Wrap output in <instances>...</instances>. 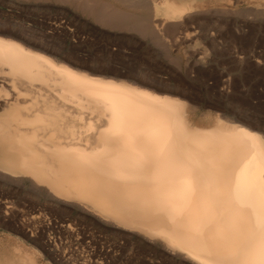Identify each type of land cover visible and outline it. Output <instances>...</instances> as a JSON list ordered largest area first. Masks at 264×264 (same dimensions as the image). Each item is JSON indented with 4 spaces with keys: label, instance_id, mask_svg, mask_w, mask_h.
<instances>
[{
    "label": "bare ground",
    "instance_id": "6f19581e",
    "mask_svg": "<svg viewBox=\"0 0 264 264\" xmlns=\"http://www.w3.org/2000/svg\"><path fill=\"white\" fill-rule=\"evenodd\" d=\"M57 1L142 37L180 23L196 3L151 0L163 18L149 21V0H111L115 8L104 0ZM4 26L2 180L27 184L32 196L136 236L173 261L264 264V131L257 123L221 115L203 123L177 91L70 65L17 37L18 26ZM8 253L0 250V264L38 263Z\"/></svg>",
    "mask_w": 264,
    "mask_h": 264
},
{
    "label": "rangeland",
    "instance_id": "374dc122",
    "mask_svg": "<svg viewBox=\"0 0 264 264\" xmlns=\"http://www.w3.org/2000/svg\"><path fill=\"white\" fill-rule=\"evenodd\" d=\"M193 1L196 12L166 26L159 38L152 32L154 41L151 33L142 37L129 26H106L57 0H0V24L3 32L18 26L17 37L70 65L177 91L203 123L221 115L257 123L264 131V0ZM150 8L149 21L163 18ZM4 181L0 177L5 253L30 254L37 264H183L136 236L32 196L27 184ZM9 203L14 210L6 209ZM34 214L41 219L31 220Z\"/></svg>",
    "mask_w": 264,
    "mask_h": 264
}]
</instances>
